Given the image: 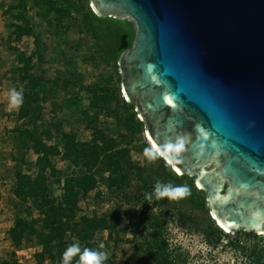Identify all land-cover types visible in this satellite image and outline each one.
<instances>
[{
    "label": "rangeland",
    "instance_id": "rangeland-1",
    "mask_svg": "<svg viewBox=\"0 0 264 264\" xmlns=\"http://www.w3.org/2000/svg\"><path fill=\"white\" fill-rule=\"evenodd\" d=\"M56 1L59 6L67 7L70 15L62 19L49 17L51 23H48L33 0H0V264H35V256L42 250L39 220L44 209L37 202L25 200L14 192L17 171L31 178L37 174L34 165L36 154L20 146L15 132L17 127L31 129L32 123L28 118L18 117L19 110H8L10 90L15 87L17 91H23V82L19 80L21 64L17 62L16 54L24 52L29 55L34 49L32 35L18 37L17 31H14L15 24H23L16 17L22 10L27 24L35 34L40 35L45 47L42 61L33 58V71L40 73L47 85L52 86L46 98L39 103L40 118L35 121L44 141L57 150V153L49 155L53 169L44 171L48 197L59 199L65 180L78 179L91 165L82 158L77 159L76 152L66 157L65 141L70 140L79 153L81 144L89 142L99 132L103 137L98 139V146L113 144V147L128 148L130 159L145 179L186 184L190 193L194 194L189 201L187 197L172 202L162 199L153 204L147 203L143 197L127 201L119 192L107 189L104 178L108 172L102 173L96 166L90 171L95 186L87 194L78 195L73 220L81 216L101 217L117 208L121 213L117 225L121 229V239L115 240L116 236L110 239L108 231L99 227L87 242L73 236L71 240L85 248L97 249L104 245L100 250L108 253L105 264H145L146 255L135 247V243L146 232L143 226L147 218L159 216L170 244L179 247L177 249L186 253L191 262L232 264L233 253L224 246L211 248L200 232L206 213L214 224L217 225V222L211 216L207 202L201 205L202 197L195 180L194 187L186 180H170L160 171L159 158L149 163L144 157V149L147 144L150 146L148 134L137 110L126 105L128 101L121 86L122 74L118 65L122 53L114 51L120 22H131L133 41L135 22L128 15L110 16L104 24L105 32L97 28L95 35L87 28L92 18L89 16L86 21L84 16L88 8L96 14L90 0ZM124 28H129V24H125ZM85 86H91V90ZM45 130L48 133H43ZM162 159L168 163L165 158ZM136 179L131 180L127 191L136 192L141 182ZM141 191L144 193L145 188L142 187ZM186 216L198 218L196 224L182 222ZM17 217L23 218L33 228L23 234L19 245L11 239V229ZM232 234L230 232V236H234Z\"/></svg>",
    "mask_w": 264,
    "mask_h": 264
},
{
    "label": "water",
    "instance_id": "water-1",
    "mask_svg": "<svg viewBox=\"0 0 264 264\" xmlns=\"http://www.w3.org/2000/svg\"><path fill=\"white\" fill-rule=\"evenodd\" d=\"M91 5L135 22L118 65L152 143L186 137L172 168L195 176L222 228L264 234V0Z\"/></svg>",
    "mask_w": 264,
    "mask_h": 264
},
{
    "label": "trees",
    "instance_id": "trees-1",
    "mask_svg": "<svg viewBox=\"0 0 264 264\" xmlns=\"http://www.w3.org/2000/svg\"><path fill=\"white\" fill-rule=\"evenodd\" d=\"M33 4L41 12L42 18L48 23H51L49 17L62 19V17L70 15L69 9L65 6H59L56 0H33ZM24 5L23 3L22 7ZM84 16L86 21H88L89 16L92 18L87 23V28L91 29L95 35L97 28L105 32L106 28L104 29V24H106V18H111L110 16H97L89 8ZM16 17L21 19L23 24H15L14 31H17L18 37L22 34L32 35L34 49L29 55H26L24 52H18L16 54L17 62L21 64L19 66V80L23 82V104L18 109V117L28 118L32 123V128L17 127L15 132L20 146L25 151L31 150L36 154L34 165L37 169V174L34 178H31L28 174L17 171L15 173L16 185L14 192L17 196L25 200L31 199L37 202V205L44 209L42 212L43 216L39 220L42 228L40 234L42 250L35 256V264H60L63 252L70 244L74 243L71 240L72 236L76 237L79 241L85 240L87 242L91 238L93 231L100 227L108 231L110 239L113 236H116L115 240L121 239L119 236L121 229L117 228L121 213L117 208H114L111 212L101 217L93 216L88 218L81 216V218L77 220L74 218L73 220L78 195L87 194L95 186V180L92 178V173L90 172L93 168L97 166L100 172H108V176L104 178L107 189L112 192H119L127 201L131 199L139 200L142 197L145 199V193H150L152 191L151 188H154L157 181L151 182L142 177L141 172L130 159L128 148L113 147V144L107 147H99L97 141L103 137L99 132V135L93 136L89 142L81 144L79 153L75 151V147L70 140L65 141L66 157H71L76 152L77 159L82 158L84 162L88 161L91 165L87 167V172L83 173L78 179L67 178L65 180L59 199L48 197L44 171L48 168L53 169L49 155L57 153V150L54 145L47 144L44 141L38 132L35 121L40 118L39 103L46 98V93L52 86L47 85L46 80L43 79L40 73L33 71V58L36 57L37 61H42L45 51L40 35L35 34L30 28V25L27 24L28 22L24 17V10L19 11ZM120 23L119 35L114 50L116 53H122L133 44L131 22L126 21ZM125 24H129V28H124ZM85 88L91 90V86H85ZM127 101V106L137 109L136 100L132 101L127 98ZM143 124L146 129L145 121H143ZM43 133L46 134L48 131L45 130ZM147 147H149V144H147ZM101 151L103 152L101 153ZM159 159L160 171L168 179L173 181L177 179L186 180L191 187H194L193 181L195 180V176H188L185 173L177 174L170 163H165L162 158ZM74 161H76L75 158ZM135 177L137 178L136 181L140 180L141 182L138 188L136 185L138 190L136 189V192L132 193L129 190L127 191V189L131 185V180ZM165 183L169 182L166 181ZM142 187L145 188L144 193L141 191ZM198 191L202 197L201 205H204L206 201L204 191L201 189ZM191 197H194V194H190L187 197L188 201L191 200ZM153 218L151 216L147 218V223L143 226L146 232L140 238V241L135 243V247L146 255L145 264H201L191 262L188 260L186 253L177 249L179 247L172 246L166 236V228L160 217L155 216ZM203 218L205 223L203 227L201 226L200 232L208 246L211 248L224 246L229 249L234 255L232 264H264V234L237 230L233 232L232 235L234 236H230V232H225L218 224H214L207 213ZM197 219L193 216H186L182 219V222L186 221L196 224ZM32 229L31 224L27 223L23 218L17 217L15 219V225L11 229V239L16 245H19L23 234L30 232ZM68 233H70L69 236H67ZM114 242L116 243L117 241ZM80 248L83 250L85 247ZM75 259H78V257Z\"/></svg>",
    "mask_w": 264,
    "mask_h": 264
},
{
    "label": "clouds",
    "instance_id": "clouds-1",
    "mask_svg": "<svg viewBox=\"0 0 264 264\" xmlns=\"http://www.w3.org/2000/svg\"><path fill=\"white\" fill-rule=\"evenodd\" d=\"M8 100V110H18L23 104V94L13 87L10 90ZM186 144L187 138L178 135L174 138L165 140L158 146L150 145L149 147H146L144 149V157L149 163L154 162L158 158L176 160L185 150ZM175 172L177 173V171ZM190 194V188L186 184L173 185L170 182L164 183L157 181L154 185L153 191L145 193V201L149 204H153V201H160L162 199H167L170 202L179 201L188 197ZM103 248L104 245H100L97 249L84 248L81 250L78 243H72L63 252L60 264H73V261L74 264H105L108 260V253L100 250ZM76 257H78V259L74 260Z\"/></svg>",
    "mask_w": 264,
    "mask_h": 264
},
{
    "label": "bare ground",
    "instance_id": "bare-ground-1",
    "mask_svg": "<svg viewBox=\"0 0 264 264\" xmlns=\"http://www.w3.org/2000/svg\"><path fill=\"white\" fill-rule=\"evenodd\" d=\"M148 134V133H147ZM148 138H149V136H148ZM149 140V142H150V145H154L153 143H152V141L150 140V138L148 139ZM166 160V159H165ZM167 162L168 163H170L171 164V162L169 161V160H167ZM174 168V167H173ZM174 170H176L175 168H174ZM177 171V170H176ZM178 172V171H177ZM177 174H179V172L177 173ZM220 226V225H219ZM224 229V228H223ZM225 231H226V229H224ZM229 231V230H228ZM227 231V232H228Z\"/></svg>",
    "mask_w": 264,
    "mask_h": 264
},
{
    "label": "snow or ice",
    "instance_id": "snow-or-ice-1",
    "mask_svg": "<svg viewBox=\"0 0 264 264\" xmlns=\"http://www.w3.org/2000/svg\"><path fill=\"white\" fill-rule=\"evenodd\" d=\"M169 103H171V101H169Z\"/></svg>",
    "mask_w": 264,
    "mask_h": 264
}]
</instances>
